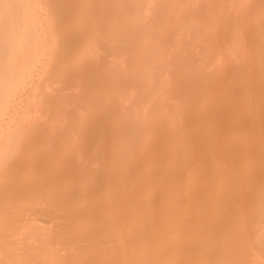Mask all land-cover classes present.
<instances>
[{
	"label": "rangeland",
	"instance_id": "1",
	"mask_svg": "<svg viewBox=\"0 0 264 264\" xmlns=\"http://www.w3.org/2000/svg\"><path fill=\"white\" fill-rule=\"evenodd\" d=\"M29 1L35 5V38L40 45L19 83L6 93L0 113V152L13 130L27 133L35 131V140L20 146L21 154L18 153L15 164L4 173L5 180H11L13 185L17 184L18 179H28L21 185L19 202L4 210L10 228L6 240L13 244L14 249L24 252L26 244L23 236L27 234L30 237L28 242H34L42 229L53 237L51 248L58 250L61 257L94 258L99 251L92 248L91 252L85 254V249L90 247L89 241L81 240L74 233L72 222L77 217L92 215L97 223H102L106 210L115 205L121 213L120 226L126 228L133 240L138 239L137 224L149 209L157 228L164 224V215L168 213L180 222L179 229L164 239L158 254L161 259L169 257L177 264H209L211 260L214 264L217 258L222 259L232 253L238 257L241 248L233 250L232 245L233 241L239 239L250 242L247 253L257 254L264 259V240L257 239V226L264 223V215L257 214V206L264 200V49L259 47L254 53L251 52L250 56L256 59L248 63V60H243L240 51H234L228 57L227 67L214 80L209 70L214 68L216 57L213 51L206 50L208 44L199 45L196 51L188 53L192 69H177L175 85L181 95L172 97L167 103L170 110L175 111L184 100L183 93H191L186 97L188 113L176 123L184 168L181 165L174 166L177 151L170 149V142L164 136L166 133L162 134L167 128L163 127L161 135L148 133L145 141L144 135L140 134V141L131 149L135 159L120 174L111 161L117 142L116 125L111 123L112 117L125 109L145 113L149 110L148 104L139 110V105L135 108L134 99L122 97L110 104L109 111L104 109L107 119L104 111H94L86 123H74V131H61V126L73 117L67 105L74 104L80 91L91 89L92 86L88 84L90 75L92 78L96 74L100 90H113L110 78L120 73L116 64L121 51L127 49L121 42V34L132 32L126 20L136 13L148 14L154 2L139 0V4L135 5L130 0H61V8L55 14L50 0ZM254 1L250 3L248 14L264 22V8L259 9ZM196 18L202 23L204 15L198 14ZM242 34L244 44L255 43L254 25L244 26ZM229 39L230 28L226 27L220 32L219 42L224 46L230 43ZM174 40V34L168 33V45L164 52L168 51ZM95 54L98 55L97 59L94 58ZM53 66L64 68V74L58 80ZM162 73V70H156L153 76L159 78ZM75 79L81 82L77 88ZM137 83L136 77L128 75L124 78L123 87L129 88ZM208 84L209 89H201ZM185 86L191 89H185ZM248 88L252 89L249 93ZM160 90L154 87L152 92ZM92 94L95 98L94 88ZM200 98L204 101L207 99V103L206 107L198 111L195 105ZM43 126L59 132L55 144L58 152L52 150L54 146L50 147L46 143L47 139L43 136L45 132L41 131ZM102 163L105 164L103 168ZM222 168L232 170L234 180H227V177L217 179L216 173L219 175L217 177L224 175ZM188 175L193 176L197 185L195 202L186 184ZM174 180L179 182L176 187H173ZM154 181L158 182L157 189L154 188ZM46 186L55 189L59 199L66 198L69 207H76L66 209L46 196L40 197L38 202L25 197L27 190L38 189L40 194ZM166 189H172L179 195L180 207L186 211L183 216H180L177 208L168 207L163 192ZM219 202L224 203L221 211L217 207ZM191 203L197 204L192 207ZM100 207L103 211L99 210ZM220 218L223 219L222 223L216 224ZM198 220L211 222L216 235H222L224 230L230 228L228 232L233 233L232 239L237 236L230 239L232 242H226L232 248L227 247L225 253L217 249L200 254L198 250L202 247L199 241L203 233L199 229H192V224ZM241 222L245 227L240 231L238 226ZM188 237H193L194 241L183 244L185 253L174 254L175 240ZM112 239L108 229H104L102 240L109 243ZM221 254L223 257H220ZM24 258L20 263L9 262V258H5L0 264H44L32 256Z\"/></svg>",
	"mask_w": 264,
	"mask_h": 264
},
{
	"label": "bare ground",
	"instance_id": "2",
	"mask_svg": "<svg viewBox=\"0 0 264 264\" xmlns=\"http://www.w3.org/2000/svg\"><path fill=\"white\" fill-rule=\"evenodd\" d=\"M130 1L135 5L139 4V0ZM251 1L252 0H152L154 5L151 7L148 14L136 13L126 20V23L132 28V32L121 34V42H123L127 49L121 51L116 64L117 70H119L118 72L120 73L117 72L118 74L115 73L117 75L110 78L113 90L111 92L100 90L96 74H94L92 78L90 75L88 84L90 83V86L94 88L95 98L92 94V87H90L91 89L88 88L87 92L80 91L74 104L67 105V107L71 108L73 117L76 119L72 117L70 122H65L61 126V131H74L73 126L76 123L79 125L86 123L89 115L94 111H104L103 113L106 115L107 119L108 115L104 109H108L109 111L110 104L113 101H117L122 97L128 100L134 99V102L136 101L135 108L139 105L138 108L140 110L141 106L148 104L149 110L141 114L138 110L125 109L113 115L111 123L116 125L115 131L117 138L111 160L114 169L120 174H123L129 164L135 159V155L131 149L140 141V134L144 135L143 141H145V135L148 133L153 132L161 135V129H163V127L167 128V131H164L162 134L166 133L164 136H166L167 140L170 142V149L177 151L174 166L181 165L184 168L183 156L178 146L179 132L176 128V123L188 113L187 107L189 106H186V97L188 93H191L184 92V100L181 102L179 108L175 111L170 110L167 104L168 101L172 97L175 98L181 95V92L178 91V87L175 85V73L177 69H182V71L192 69V65L190 64L192 61L189 62L190 57L188 58V53L196 51L199 45L201 46L205 43L208 44L206 50L213 51L214 53L212 54L216 57L214 68H211V71L208 69L213 80L221 70L227 67V62L229 61L228 57H231L234 51H240L243 60H248L246 63H248L249 60H255L256 58L250 56L251 52L254 53L256 48L259 47H261L262 50L264 49V22H261L259 17L249 16L248 10ZM50 3L52 4L53 12L57 14V11L61 8V0H50ZM254 3L259 9L264 8V0H255ZM34 6L35 5L29 0H0V113L2 112L1 107L6 93L11 92L19 83L23 73L27 69L26 66L28 62L36 56V52L40 45L37 42V38H35L36 26L34 23ZM201 13L204 15L202 23L196 18V15ZM247 24L254 25L255 28L256 40L255 43L251 45H246L242 42V28ZM226 27L230 28V43H226V45L222 46L221 42H219L220 32ZM168 33L174 34L175 40L169 46L168 51L164 52ZM228 45L229 47L226 48ZM209 51L205 53L209 54ZM261 53L262 52H258L257 54ZM94 58L97 59L98 55L95 54ZM231 60H233V58ZM52 69L56 70V80H58L59 76L64 74V68L61 66H53ZM156 70L163 71L159 78L153 76V72ZM128 75L136 77L138 83L135 86L126 88L123 87V82L124 78ZM240 75L242 76L243 74ZM52 78L53 77H51V79ZM74 82L76 88L81 85V82L77 79H75ZM209 84L206 87L203 85L201 89H209ZM154 87L162 90L153 93ZM188 88L189 90L191 89L185 86V89ZM247 90V93H249L252 89L250 90L248 88ZM202 99L200 98V100L196 102L197 104L195 103L196 105L193 104L197 106L196 109L198 111L206 107L207 99L205 101ZM76 105L78 107H76ZM125 125L127 126L125 127ZM77 128L80 127L77 126ZM41 131L42 133L45 132L43 136L47 139L46 143H48L50 147H55L57 142L56 136L59 132L54 131L52 127L49 128L48 126H43ZM34 132L35 131H31L27 133L19 129L16 131L13 130L10 132V138L4 146V149L0 152V263L4 261L5 258H9L7 259L10 260L9 262L16 261L20 263L21 259L28 255L32 256L34 259L42 260L44 264H177L169 257L168 259H161L158 255L167 235L177 231L180 227V222L176 218L173 219L169 213L167 216L164 215V224L157 228L153 219H151V213H149L150 209L149 211L147 210L145 212L146 214H144L145 216L141 218L137 224L136 232L139 237L133 240L127 233L128 231L126 228L120 226L119 221L121 213H119L115 205H113L112 209L106 210L102 223H97L92 215L91 217H77L76 220L72 222L74 233L81 240L89 241L90 247L89 249H85L84 252L87 251L85 254L87 255V253L91 252L92 248L99 251V254L94 258L84 257V259H77V257H73L67 259L61 257L58 250L51 248L53 237L50 234L47 235L46 232L48 231L45 232L42 229L34 242H28L27 239L30 237H28L27 234L23 236L25 242L23 243L26 244L24 247L25 250L23 248L24 252L21 253V251L19 252L17 249H14L13 244L6 240V238L9 237L10 228L6 222L7 216L4 210L11 204L19 202L21 185L26 183L28 179H18L17 184L15 183V185H13V183H10L11 180H5L6 174L4 173L10 166L15 164L18 153H20V146L22 147L29 144V140H35ZM54 147L52 150H56V147ZM39 151L43 152V150ZM56 151L58 152V150ZM64 153L67 154L66 151ZM102 165L104 166L105 164L102 163L101 166ZM56 166H58V164ZM222 169L224 175H220V178L217 177L219 176L217 173V176L214 173L213 178H215L214 176H216L217 179L227 177V180H231L232 176H234V172L232 170ZM234 178L235 177L232 179L234 180ZM175 180L173 187L179 184V182ZM236 182L235 179L234 183ZM153 184L154 188L157 189L158 182L154 181ZM186 184L190 187L192 191L191 198L192 201L195 202L198 191H196L197 185L192 175L187 176ZM219 186L222 187V185ZM46 187L45 190H43L44 193L42 192L43 194H39L38 189L27 190L25 197L28 196L32 201L38 202L40 197L46 196V198L58 202L60 206L66 209L76 207H69L66 198L59 199L60 197H57L58 195L55 189L48 186ZM163 192L168 207L171 209L173 207L177 208L180 212V216H183L186 211L184 210L185 208L180 207L181 201H178L177 197L179 195L172 189H166ZM147 197L150 198V194H148ZM196 204L197 203H191V206L193 207ZM236 205L235 207H237ZM223 206L224 203L219 202L217 206L218 210L221 211ZM99 210L103 211L102 208ZM257 211L258 215H264V200L257 206ZM180 216L178 219L181 220ZM224 216L223 214V219L225 220ZM223 219L220 218L216 224L222 223ZM206 221L198 220L192 224V229H199L203 233L199 241L202 247L198 250L200 254L210 253L211 250L217 249V251L225 253L227 247L232 248L233 246V250L235 248H241L238 257L233 253L230 255L227 253V257H223L221 254L220 257L222 256L223 258L219 259L217 255L216 258L219 259V261L214 258L216 259L214 260V264H264V259L259 255L247 253L250 242L239 239L233 241V245L229 246L227 245L229 243L226 244V242H229L234 236H232L233 233L231 231L228 232L230 228L228 231L224 230L222 235H216L214 234L215 232L213 231L211 222L208 221V223ZM235 222L238 223L236 220ZM225 224L226 223L223 225L226 226ZM228 227L230 226H227V228ZM244 227L245 224L241 222L238 229L241 231L244 230ZM104 229H108L113 236L112 241L109 243H105V241L102 240ZM192 238L188 237L183 240H175L176 244L173 247V253L183 255V253H185V251H183V244H188V242L192 243V241H194ZM217 238L218 240H216ZM257 239L264 240V223L258 224L257 226ZM232 240H230V242H232ZM193 244L190 245L192 246ZM187 249L191 250L190 248ZM24 254H26V256H24ZM208 262L209 264H213L211 260Z\"/></svg>",
	"mask_w": 264,
	"mask_h": 264
}]
</instances>
